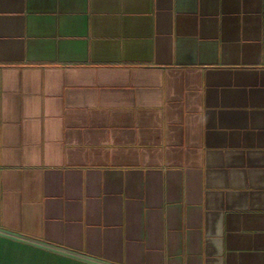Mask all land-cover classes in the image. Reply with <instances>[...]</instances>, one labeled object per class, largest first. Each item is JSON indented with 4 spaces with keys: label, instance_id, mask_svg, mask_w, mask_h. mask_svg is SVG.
<instances>
[{
    "label": "crops",
    "instance_id": "obj_1",
    "mask_svg": "<svg viewBox=\"0 0 264 264\" xmlns=\"http://www.w3.org/2000/svg\"><path fill=\"white\" fill-rule=\"evenodd\" d=\"M0 264H264V0H0Z\"/></svg>",
    "mask_w": 264,
    "mask_h": 264
}]
</instances>
